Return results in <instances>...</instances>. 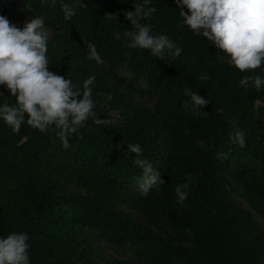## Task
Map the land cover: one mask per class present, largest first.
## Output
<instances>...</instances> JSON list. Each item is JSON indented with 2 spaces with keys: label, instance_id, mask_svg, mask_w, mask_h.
I'll list each match as a JSON object with an SVG mask.
<instances>
[{
  "label": "trees",
  "instance_id": "obj_1",
  "mask_svg": "<svg viewBox=\"0 0 264 264\" xmlns=\"http://www.w3.org/2000/svg\"><path fill=\"white\" fill-rule=\"evenodd\" d=\"M19 1L43 16L47 26L65 34L55 32L48 41L49 70L81 89L95 75L92 87L99 118L107 119L97 103L110 107L123 123L110 122L95 131L80 129L83 139L71 135L72 146L66 150L54 128L45 134L25 123L17 134L0 121V236L28 233L31 264H101L89 230L112 225L120 228L114 237L118 243L147 245L185 264H264L247 238L257 228L253 216L232 198L236 194L254 210L264 211V88L239 86L244 75L264 76V67L241 73L218 61L214 46L183 24L176 0H153L157 11L146 23L154 35H167L185 46L201 75L181 56L159 61L115 39L114 31L130 27L123 13L134 11L133 0H84L86 8L77 6L71 21L64 18L61 0L55 5ZM63 3L71 6L73 0ZM10 6L11 0H0V15ZM106 14L117 20L109 21ZM90 43L106 65L130 75L129 91L112 84L95 61L87 59ZM140 82L158 97L155 112L136 100ZM185 88L210 100L204 109L207 114L190 103L184 107L190 101ZM0 93V104L15 103L4 86ZM233 122L244 133L245 147L230 139ZM186 137L196 145L187 147ZM136 143L143 158L158 170L165 168L160 176L164 184L159 192L165 200L161 205L128 186L142 177L134 163L137 157L127 151V144ZM189 177V195L180 205L175 188ZM67 183L136 196L170 228L189 237L194 250L151 234L143 223L82 197Z\"/></svg>",
  "mask_w": 264,
  "mask_h": 264
},
{
  "label": "clouds",
  "instance_id": "obj_2",
  "mask_svg": "<svg viewBox=\"0 0 264 264\" xmlns=\"http://www.w3.org/2000/svg\"><path fill=\"white\" fill-rule=\"evenodd\" d=\"M43 4L55 5L57 0H41ZM62 4L67 21L76 15V7H84V0H73L71 6ZM183 24L196 36L204 37L216 49V59L227 63L241 73H253L264 67V0H176ZM133 10L123 13L130 27L113 35L127 48L147 51L159 61L176 59L182 49L167 35H154L152 26L146 21L156 13L153 0H133ZM109 21L117 16L106 14ZM49 35L43 16L29 18L23 28L11 24L0 15V86H4L15 98V103L0 104V121L14 133H19L27 123L40 133L58 130L64 149H70L69 137L77 134L83 139L80 129L95 131L107 127L109 119H100L96 112L93 85L96 76H89L83 88L73 84L56 72L49 70ZM87 59L102 64V58L94 44L88 45ZM200 79H207L201 76ZM242 88L260 91L264 88V76L244 75L239 81ZM185 94L193 109L207 114L204 109L210 100L185 88ZM0 96H3L0 93ZM27 117V119H26ZM233 143L245 147L244 133L233 122L230 133ZM117 148L120 145H116ZM127 151L135 154L134 163L142 170L139 192L147 197L155 189L159 192L164 184L157 168L146 158L139 143L127 144ZM191 177L188 182L175 188L177 203L183 205L189 195ZM30 236L26 232H12L0 236V264H31Z\"/></svg>",
  "mask_w": 264,
  "mask_h": 264
},
{
  "label": "rangeland",
  "instance_id": "obj_3",
  "mask_svg": "<svg viewBox=\"0 0 264 264\" xmlns=\"http://www.w3.org/2000/svg\"><path fill=\"white\" fill-rule=\"evenodd\" d=\"M4 16L8 18L11 24H14L18 28H23L25 22L29 18L31 19L37 15L31 8L22 5L19 0H11V6L4 12ZM47 31L50 41L53 39L55 32L65 35L51 26H47ZM174 43L182 49L180 55L182 59L201 75L191 59L189 50L178 42ZM96 66L108 77L112 84L121 90L129 91V85L132 81L130 75L126 74L120 68H111L104 62L102 64L96 63ZM136 88L139 90V92L134 95L136 100L145 109L155 112L157 109L158 97L148 92L145 83L140 82L136 84ZM97 107L105 113L107 119H109L111 123H123L121 118L110 107L99 103H97ZM179 131L183 134H187L183 129ZM192 144L196 145V142L192 141L190 137H186L185 145L191 147ZM157 171L160 176H163L165 168L160 170L157 169ZM139 183L140 181H137L128 184V186L134 191L139 192ZM66 186L82 197L100 201L112 209L122 211L131 216L133 219L143 223L151 234L178 246H182L185 249L194 250V245L189 237L170 228L167 222L161 219L155 212L144 207L142 201L136 196L125 191H92L83 185H76L74 183H67ZM149 195L154 197L160 205L165 201L162 194L155 189H153ZM232 198L240 207L249 211L253 216L257 228L253 235H249L247 238L250 239L255 248L260 251L264 261V211L254 210L244 199L236 194H233ZM89 234L93 238L96 248L101 253V264H185L183 259L160 254L147 245L131 246L118 243L115 241L114 237L120 235V228L116 225H112L106 229L92 227L89 230Z\"/></svg>",
  "mask_w": 264,
  "mask_h": 264
}]
</instances>
